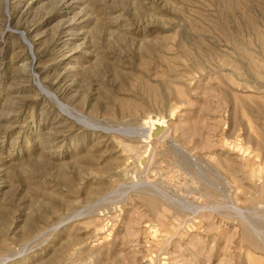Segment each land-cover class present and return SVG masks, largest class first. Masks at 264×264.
Returning <instances> with one entry per match:
<instances>
[{"label": "rangeland", "instance_id": "1", "mask_svg": "<svg viewBox=\"0 0 264 264\" xmlns=\"http://www.w3.org/2000/svg\"><path fill=\"white\" fill-rule=\"evenodd\" d=\"M0 264H264V0H0Z\"/></svg>", "mask_w": 264, "mask_h": 264}]
</instances>
